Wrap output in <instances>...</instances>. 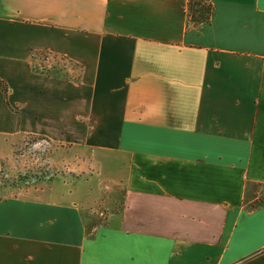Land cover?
Listing matches in <instances>:
<instances>
[{
    "label": "crops",
    "instance_id": "0c3cea01",
    "mask_svg": "<svg viewBox=\"0 0 264 264\" xmlns=\"http://www.w3.org/2000/svg\"><path fill=\"white\" fill-rule=\"evenodd\" d=\"M203 1L0 0V179L70 169L0 181V264H264V0Z\"/></svg>",
    "mask_w": 264,
    "mask_h": 264
},
{
    "label": "rangeland",
    "instance_id": "374dc122",
    "mask_svg": "<svg viewBox=\"0 0 264 264\" xmlns=\"http://www.w3.org/2000/svg\"><path fill=\"white\" fill-rule=\"evenodd\" d=\"M197 9V6H192L190 14L194 16L199 14ZM48 61L52 62L45 57V63ZM46 66L50 67L48 63ZM4 146L8 145L2 143L3 149ZM53 148L48 140L36 136H28L23 141L16 142L11 154L8 152L10 149L7 148L2 152L3 155L8 152L10 156L3 163L1 185L9 188L14 194L28 189L34 191L36 186L40 188L41 185H45L44 182L48 185L46 181L60 172H68L70 170L68 164L56 166L53 163L51 158Z\"/></svg>",
    "mask_w": 264,
    "mask_h": 264
},
{
    "label": "trees",
    "instance_id": "16d2710c",
    "mask_svg": "<svg viewBox=\"0 0 264 264\" xmlns=\"http://www.w3.org/2000/svg\"><path fill=\"white\" fill-rule=\"evenodd\" d=\"M192 6H197L198 7V13L197 16H194V24H199L205 20H207L209 18L210 15V8L206 7L205 5H203V3L201 1H196L195 4L191 3L190 7ZM202 13V15H200ZM6 92V89H4Z\"/></svg>",
    "mask_w": 264,
    "mask_h": 264
},
{
    "label": "built area",
    "instance_id": "2783aa9c",
    "mask_svg": "<svg viewBox=\"0 0 264 264\" xmlns=\"http://www.w3.org/2000/svg\"><path fill=\"white\" fill-rule=\"evenodd\" d=\"M196 1H201L202 3L204 2L203 0H189L190 4L193 2L195 3Z\"/></svg>",
    "mask_w": 264,
    "mask_h": 264
}]
</instances>
